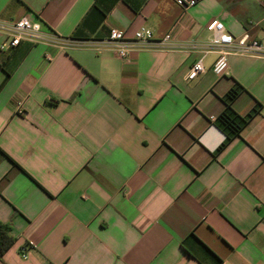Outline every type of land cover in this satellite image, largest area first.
Returning a JSON list of instances; mask_svg holds the SVG:
<instances>
[{"label": "crops", "instance_id": "1", "mask_svg": "<svg viewBox=\"0 0 264 264\" xmlns=\"http://www.w3.org/2000/svg\"><path fill=\"white\" fill-rule=\"evenodd\" d=\"M24 16L56 39L3 50L0 31V264H264V56L218 75L207 29L264 42V0H0V20ZM143 25L171 40L125 58L103 42ZM236 82L231 108L261 107L223 145Z\"/></svg>", "mask_w": 264, "mask_h": 264}, {"label": "built area", "instance_id": "2", "mask_svg": "<svg viewBox=\"0 0 264 264\" xmlns=\"http://www.w3.org/2000/svg\"><path fill=\"white\" fill-rule=\"evenodd\" d=\"M177 4L184 8H189L197 3V0H176ZM43 22L39 18L33 19L24 16L15 21L0 20V31L6 34V39L1 45V49L6 50L18 45L23 39L33 41H48L56 39L52 33L43 30ZM207 29L211 32L209 43L218 49L219 55L213 64V71L218 75L227 73L229 67V55L232 53L264 56V42L245 32L241 36H234L227 31L225 24L218 18L211 19L207 24ZM171 32H167L163 38L156 39L154 32L147 26H140L132 35H128L126 30L118 27H111L108 37L103 40L115 48L122 58L127 57L134 49H140L156 44H167L171 40ZM205 71L203 61L200 59L193 63L187 79H194ZM16 110L23 112V101L16 102ZM212 119H215L212 116ZM22 256L26 258L27 248L22 247Z\"/></svg>", "mask_w": 264, "mask_h": 264}, {"label": "trees", "instance_id": "3", "mask_svg": "<svg viewBox=\"0 0 264 264\" xmlns=\"http://www.w3.org/2000/svg\"><path fill=\"white\" fill-rule=\"evenodd\" d=\"M242 89L243 87L238 82H236V85L229 90L226 97L228 108L216 121L217 126L226 134V139L223 145L226 144L232 137L240 134L241 130L247 124L253 114L260 110V102L257 103L258 107H256L246 116L238 114L231 108V100H233ZM14 242L15 236L12 233L11 225L0 220V260L3 258L5 252L14 244Z\"/></svg>", "mask_w": 264, "mask_h": 264}]
</instances>
